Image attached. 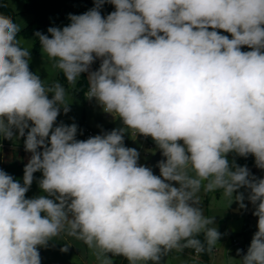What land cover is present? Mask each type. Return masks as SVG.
<instances>
[{
	"label": "clouds",
	"instance_id": "1",
	"mask_svg": "<svg viewBox=\"0 0 264 264\" xmlns=\"http://www.w3.org/2000/svg\"><path fill=\"white\" fill-rule=\"evenodd\" d=\"M104 2L70 14L62 29L49 27L50 37L35 33L69 85L102 58L88 75L87 98L125 127L87 140L76 139V124L53 128L60 107L69 111L65 88L46 87L29 70L20 26L0 14V136L29 129L32 153L23 184L0 170V264H41L38 246L65 231L99 264H112L109 253L159 264L173 249L200 253L206 243L211 251L221 234L209 227L214 217L204 215L197 194L222 189L233 197L241 187L250 189L258 217L241 261L264 264V178L246 166L232 170L226 158L251 154L264 169V0H107L115 11L106 18ZM125 129L154 139L166 157L159 176L124 146ZM37 171L47 195L27 199ZM234 199L246 208L242 193Z\"/></svg>",
	"mask_w": 264,
	"mask_h": 264
},
{
	"label": "rangeland",
	"instance_id": "2",
	"mask_svg": "<svg viewBox=\"0 0 264 264\" xmlns=\"http://www.w3.org/2000/svg\"><path fill=\"white\" fill-rule=\"evenodd\" d=\"M24 1L25 0H8L11 8L16 12L13 21L20 26L21 30L26 25H28V23L33 18L31 14L24 11ZM0 14L8 16L6 13L1 12ZM18 39L21 41L22 47L29 49V70L34 74L38 75L40 79L44 81L46 87L52 86L55 83H60L65 88V103L68 104L69 111L65 113L63 107H60V112L53 128L59 126L60 124H76V139L87 140L88 138H90L88 136V131L90 129L94 132V136L100 135L104 128L110 122L118 118L115 116V114L112 115L105 112L102 106L96 101L95 98L88 99L86 97V93L85 95L84 93L82 95V88L84 89V91L88 89L83 87L80 83L83 78V74H81L80 77L77 78V83L75 85H69L63 73L59 69L52 68L46 54L43 53L41 46L39 48H36L35 37L26 36L20 32L18 34ZM99 67L100 66L91 64L89 67V72L84 73L86 80L88 78L89 73L97 71ZM52 95L53 93H48L49 99L52 98ZM125 131L126 132H124V146L134 148V143L138 136V133L136 134V136H134L129 133L128 129H125ZM13 132L14 136L12 139H5L0 136V160L6 150L8 151L10 157L12 152H17L18 154L24 152L26 160H29L31 158L32 153L25 150L26 137H20L18 135V130L16 129L13 130ZM2 143H5L8 148L5 149L2 146ZM180 143L183 144V141H180ZM137 151L139 153L138 164H144L150 157L152 149L149 148V143L145 141L141 148ZM237 156L240 155L235 152H230L227 154L226 158L229 161L230 168H232V164L235 163L236 158H238ZM247 169L250 172V176L255 177L256 179L264 178V169L258 168L257 166H247ZM232 170L235 169L232 168ZM12 177L15 181H18L23 184V176ZM41 179L42 177L40 176H33V182L27 192L29 195L28 197H26L27 199L35 198V195H37L38 197L41 195H47L40 188L37 190H33L32 188L34 185L38 186L36 182H39ZM171 183L173 184V186H179L176 182ZM36 191H39V193ZM239 193H242L244 196L243 202L246 205V210H248L246 216L236 215L231 210V206L237 202L234 199V196ZM249 193L250 189L246 187H241L237 190L236 193L233 194V197H228L224 195L222 189L215 192L205 193L203 191V188H201V191L197 194L200 200V207L203 209L204 215L206 217H214V224L209 225V227H216L218 231L226 230L227 234L229 235L233 230L232 233L234 238L240 242H244L245 235L242 232L238 231L242 229V226L245 221V225L246 222H249L248 227L251 229L252 235H254L258 231V217L253 215V212L255 211V206L248 200ZM231 227L234 228H232L231 230ZM236 228H238V230ZM219 245L220 244L218 243L216 244V246ZM213 250H215L214 247ZM220 252H222V250H220ZM170 253H172L173 256L175 255V261L177 262V264H201L200 262H198V260H196L197 262L195 263V261L193 260L194 256L192 255L190 248H185L183 251L173 249ZM228 257H232V260L234 259V257L231 255V252H228Z\"/></svg>",
	"mask_w": 264,
	"mask_h": 264
},
{
	"label": "trees",
	"instance_id": "3",
	"mask_svg": "<svg viewBox=\"0 0 264 264\" xmlns=\"http://www.w3.org/2000/svg\"><path fill=\"white\" fill-rule=\"evenodd\" d=\"M96 6L95 0H25L24 1V11L33 16L32 20L26 25L21 33L26 36L35 37L36 39V48H39L40 42L38 37L35 36V33L39 32L41 34L50 35L48 33L49 27H58L63 28L68 26L71 21L69 19L71 15H81L89 11L90 9ZM102 17H107L111 12L115 11V6L107 0L99 9ZM6 13L12 19H14L16 12L9 5L8 0H0V13ZM211 30V29H210ZM222 35H226L231 39V34L224 32L223 30H217ZM242 51H250L251 49L247 46H242ZM102 58H96L92 63L93 65L100 66ZM62 74V73H61ZM81 80V85L89 89L88 81L86 80L85 74ZM87 89V90H88ZM86 90V91H87ZM82 88V95L86 93ZM29 127H31V121H29ZM29 129H25L26 133ZM235 165L237 166H251L255 164V157L249 154L247 157L237 156ZM30 160V159H29ZM29 160H26L25 154L22 152L19 155L16 153L12 154V159L10 162L3 166V171L11 176H23L25 165ZM232 164V165H233ZM42 175V172L37 171L33 176ZM202 243H204V235L201 233L196 237ZM194 251V249H191ZM212 250V249H211ZM210 251L207 248L205 243V250L200 252V259H207Z\"/></svg>",
	"mask_w": 264,
	"mask_h": 264
},
{
	"label": "crops",
	"instance_id": "4",
	"mask_svg": "<svg viewBox=\"0 0 264 264\" xmlns=\"http://www.w3.org/2000/svg\"><path fill=\"white\" fill-rule=\"evenodd\" d=\"M26 132V131H25ZM26 137V136H24ZM18 154L17 152H12ZM22 153V152H21ZM24 153V152H23ZM8 154V151L4 153L3 157L0 160V170L3 169V166L10 162L12 159ZM19 155V154H18ZM251 166H256V163ZM260 173V172H259ZM190 175H195L193 172L189 171ZM24 176V175H23ZM42 177V175H38ZM38 184L34 185L32 188L33 190L39 189V182H36ZM39 193V191H36ZM37 193V194H38ZM47 194V193H46ZM25 198L28 197V193L25 194ZM38 197L35 195V198ZM52 198V197H50ZM244 203V202H243ZM231 210L236 215H243L246 216L248 213V210L246 208H241L239 206V203L236 202L231 206ZM43 215V213H42ZM249 222L245 221L242 226V229L238 232H242L245 235V241L240 242L236 240L233 236V230L231 227V233L230 235L227 234V231H218L221 234V237L219 241L217 242L220 244L219 246H214L215 250L210 251L209 256L207 259H197L195 255H193V251L190 248V251L192 255L194 256L193 260L195 263L200 262L201 264H242V257H237L232 260V257H228V252H232L238 245H247L250 246L251 240L253 238L252 231L248 227ZM238 230V228H236ZM68 246L67 252H62L61 248ZM222 250V252H220ZM38 251L41 257V264H99V261L96 259V256L94 254V250L89 249L82 241L77 240L74 237H70L67 235V232H61L60 235L53 237L52 240H49L45 246H38ZM171 254V259L173 261V264H177L175 261V255L173 256ZM108 257L111 259L112 264H129V261L126 257L122 255H113L111 253L108 254ZM189 261V260H188Z\"/></svg>",
	"mask_w": 264,
	"mask_h": 264
},
{
	"label": "water",
	"instance_id": "5",
	"mask_svg": "<svg viewBox=\"0 0 264 264\" xmlns=\"http://www.w3.org/2000/svg\"><path fill=\"white\" fill-rule=\"evenodd\" d=\"M125 126L123 124V121L121 118H116L112 122H110L104 130L101 132L100 135H104L108 132H111L113 129L120 130L123 129ZM27 136V133L25 132V135ZM147 141L149 143V148L152 149L150 157L147 159V161L144 163L145 167H148L152 170L154 175H157L160 173L159 167H157L158 162L162 160H166V157L162 155V151L158 148L156 142L151 136H143L138 133V136L134 143V148L136 150H139L141 146L144 144V142ZM250 246L247 245H238L232 252L231 255L235 258L242 257L247 254L248 248ZM239 250V252H238ZM146 264H154L153 261H147ZM159 264H173L171 259L170 252L161 254Z\"/></svg>",
	"mask_w": 264,
	"mask_h": 264
},
{
	"label": "built area",
	"instance_id": "6",
	"mask_svg": "<svg viewBox=\"0 0 264 264\" xmlns=\"http://www.w3.org/2000/svg\"><path fill=\"white\" fill-rule=\"evenodd\" d=\"M87 92H88V90H87ZM87 92H86V97H87ZM13 130H15V129H13ZM88 136L89 137H93L94 136V132L90 129L89 131H88ZM2 146L5 148V149H7L8 148V146L5 144V143H2ZM38 150H40V151H42L43 149L42 148H40V149H38ZM138 165H143L144 166V164H138ZM160 175V173L158 174V176ZM193 253V255H195V257L198 259H200V253H197L196 251H195V249H194V251L192 252Z\"/></svg>",
	"mask_w": 264,
	"mask_h": 264
}]
</instances>
